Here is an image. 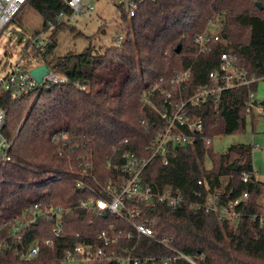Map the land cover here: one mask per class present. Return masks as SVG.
<instances>
[{"label":"trees","instance_id":"obj_1","mask_svg":"<svg viewBox=\"0 0 264 264\" xmlns=\"http://www.w3.org/2000/svg\"><path fill=\"white\" fill-rule=\"evenodd\" d=\"M26 9L41 17L42 31L64 27L60 13L73 15L61 0H27L20 11ZM121 18L126 41L101 54L88 46L77 54L54 57L56 40L45 41L44 52L38 49L37 54L67 82L40 86L37 95L16 103L5 100L1 105L6 114L4 134L12 145L10 162L0 163V225L21 217L41 200L63 212L58 217L61 237L51 233L55 220L38 219L25 233L23 247L2 252L0 264H62L67 251L76 245L102 246L96 236L109 227L129 231L122 220L78 209L79 201L90 193L77 188L76 182L83 180L87 188L94 187L93 179L105 184L124 151L148 157V146L161 127L155 109L163 108L167 93L178 99V92L173 91L175 76L189 73L188 86L181 90L186 99L196 87L208 84V74L217 68L219 56L228 52L257 81L248 89L228 90L216 101L208 98L200 106L190 107L189 114L202 120L197 141L175 149L167 167L154 158L147 180L171 185L186 197L202 190L196 182L205 180L210 192L218 193L223 202L246 192L248 198L238 208L241 217L229 222L217 213L193 211L188 205L171 209L160 204L146 214L155 220L153 238L171 240L175 250L196 264H264V223L260 226L251 219L261 213L258 199L264 189L253 170L252 146L234 144L221 154L211 147L214 137L232 135L245 127L248 94L255 93L260 81L264 83V0H148L134 18L128 20L124 13ZM210 22L217 24L219 41L201 54L196 39ZM57 131L72 133L71 141L79 145L76 155L92 162L91 178L81 177V161L75 160L76 155L69 163L67 149L51 140ZM206 157L209 169L204 167ZM243 172L250 175L247 183L242 182ZM154 239L121 238L117 245L103 250L107 256L131 251L134 257L150 259V264H164V259L175 256ZM46 240L52 243L45 244ZM30 243L39 245V253L23 260L18 251H25ZM169 264L189 263L176 259Z\"/></svg>","mask_w":264,"mask_h":264},{"label":"built area","instance_id":"obj_2","mask_svg":"<svg viewBox=\"0 0 264 264\" xmlns=\"http://www.w3.org/2000/svg\"><path fill=\"white\" fill-rule=\"evenodd\" d=\"M68 9L74 14H85L93 10L90 0H61ZM118 10L120 16L122 13L128 20L134 18L142 5L148 0H110ZM27 0H0V35L8 27L13 19L23 8ZM63 13L58 18H63ZM212 27L217 24L210 22L204 33L199 35L196 43L199 47V53L203 54L209 51L212 43L219 41L218 28L216 32H211ZM121 35L115 40V44L120 46L123 43ZM45 39L43 36L36 35L29 46L36 51L42 49L44 52ZM189 73L184 72L175 76L173 80V91L178 92V99L173 100L171 93H167L164 99L162 109H155L161 127L156 132L154 139L148 146L150 155L137 157L130 151H124L119 156V162L112 165L113 175L107 178L105 184L94 181V187H86L83 180L76 182L77 188L86 190L90 196L79 201L76 206L81 211L95 213L98 216H112L125 222L130 230H114L109 227L106 231H101L96 240L100 241L102 246L79 244L67 251L65 262H84L93 261H119L123 264H150V259H141L134 257L131 251L125 252L122 256H116L111 253L107 256L104 248L117 245L121 238L136 239L141 237L153 238L154 231L152 225L155 220L150 219L146 212L150 207L160 204L171 209H177L183 205H188L193 211H204L205 213L214 212L220 215L221 219L229 222H236L241 217L239 207L244 206L248 194L244 192L240 197L234 200L222 201L220 195L211 193L205 180H198L196 184L202 187V190H195L191 197H186L181 190L165 184L160 185L156 182L147 180L148 168L154 158H158L164 167L169 165V158L175 149L184 148L194 144L202 131V120L189 114L190 107L200 106L206 99L218 100L220 94L232 89L246 88L255 83L257 79L249 76L248 71L239 66L237 57L228 52L222 53L218 59L217 68L208 74V84L198 86L192 90L191 94L183 99L181 90L187 88ZM67 82L64 75L56 74L48 67V73L43 77L39 84L32 77L30 71L19 67L18 65L10 68L9 71L0 75V163L10 161V149L12 142L4 134L6 124L5 110L1 106L5 100L12 103L19 102L25 97L34 94L37 95V88L43 85L57 86ZM257 110L258 114L264 115V106L260 105L255 99V93L249 92L246 101L245 112L253 114ZM72 133L68 131H57L51 136V140L67 149V160L71 162V157L76 155L79 145L71 141ZM210 140L205 144L210 145ZM75 160H80V175L83 178H91L92 162L85 156L76 155ZM243 183L249 182L250 175L243 172L241 174ZM63 210L54 207L47 201L41 200L40 203L25 209L22 216L14 219L12 222H4L0 225V254L7 250L17 251V246H22V239L26 232L32 230L36 220L54 221V227L51 230L55 238L62 236V228L59 216ZM58 218V219H57ZM253 222H258L261 226L264 223V213L254 214L251 217ZM8 223V224H7ZM155 243L169 251L175 253L174 257L164 259V264H169L176 259H183L189 264H196L191 258L181 254L171 246V240L160 238L154 239ZM52 243L46 240L45 244ZM39 253V245L30 243L25 251H18V256L23 260H30Z\"/></svg>","mask_w":264,"mask_h":264},{"label":"rangeland","instance_id":"obj_3","mask_svg":"<svg viewBox=\"0 0 264 264\" xmlns=\"http://www.w3.org/2000/svg\"><path fill=\"white\" fill-rule=\"evenodd\" d=\"M90 3L93 6L92 11L61 18L66 25L53 32L51 28L41 30L42 19L34 11L30 9L20 11L14 23L6 27L0 35V75L16 65L31 71L43 64V58L29 46L36 35L41 34L46 42L50 41L51 37L56 40V47L52 53L54 57L69 53L77 54L88 46L93 48L94 53L101 54L115 45V40L120 35L124 37V44L127 29L122 24V18L115 5L110 0H90ZM216 28L212 27L211 32L217 33ZM101 30L104 34L100 32ZM255 99L258 102L264 100V83L261 81L257 85ZM234 144L252 146L251 160L255 177L264 185V115L258 114L257 110L253 114H247L244 128L232 135L214 137L211 147L214 153L221 154ZM204 167L206 169L211 167L207 157L204 160ZM1 185L0 182V187ZM258 202L262 208L261 213H264V189ZM62 264L91 263L64 261Z\"/></svg>","mask_w":264,"mask_h":264},{"label":"water","instance_id":"obj_4","mask_svg":"<svg viewBox=\"0 0 264 264\" xmlns=\"http://www.w3.org/2000/svg\"><path fill=\"white\" fill-rule=\"evenodd\" d=\"M257 6L260 8V4H257ZM32 77L35 79V81L39 84L42 83L43 77L47 75L48 73V67L46 64H42L30 71ZM260 105L264 106V100L260 102ZM106 217V216H105Z\"/></svg>","mask_w":264,"mask_h":264},{"label":"bare ground","instance_id":"obj_5","mask_svg":"<svg viewBox=\"0 0 264 264\" xmlns=\"http://www.w3.org/2000/svg\"><path fill=\"white\" fill-rule=\"evenodd\" d=\"M10 162V161H9ZM6 163H8V162H6ZM1 164H5V163H1Z\"/></svg>","mask_w":264,"mask_h":264}]
</instances>
